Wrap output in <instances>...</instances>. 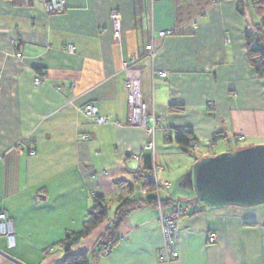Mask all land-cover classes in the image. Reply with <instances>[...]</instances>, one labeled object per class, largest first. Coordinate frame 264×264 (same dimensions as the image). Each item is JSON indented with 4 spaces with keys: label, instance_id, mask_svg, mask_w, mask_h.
<instances>
[{
    "label": "crops",
    "instance_id": "1",
    "mask_svg": "<svg viewBox=\"0 0 264 264\" xmlns=\"http://www.w3.org/2000/svg\"><path fill=\"white\" fill-rule=\"evenodd\" d=\"M66 5L49 15L42 0L20 6L0 0V212L15 229L13 249L0 235V264H60L61 241L81 231L95 197L112 202V219L117 199L128 193L124 182L135 183L133 196L140 198L136 173H149L143 156L151 140L158 183L169 184L160 193L170 200L165 214L195 197L198 160L264 145V78L250 62L246 40L247 32L264 33V0ZM163 32L172 34L161 38ZM150 42L153 59L144 55ZM68 46L76 52L67 53ZM133 57H140L149 124L153 116L160 121L152 139L127 125L123 66ZM42 74L46 79L35 85ZM90 105L109 123L86 116ZM184 130L196 138L190 153L174 139ZM159 216L156 206L131 209L107 257L98 249L105 225L72 252H86L89 264H168L159 257ZM178 231L177 260L170 264H264V205L210 210L191 202Z\"/></svg>",
    "mask_w": 264,
    "mask_h": 264
},
{
    "label": "trees",
    "instance_id": "2",
    "mask_svg": "<svg viewBox=\"0 0 264 264\" xmlns=\"http://www.w3.org/2000/svg\"><path fill=\"white\" fill-rule=\"evenodd\" d=\"M14 1L16 5L20 6L25 4L28 5L31 0ZM246 40L249 47L248 55L250 62L255 68L256 73L260 77L264 78V33L261 29H258V32L256 34L247 32ZM165 138L167 140H172V134L168 132V135L165 136ZM174 139L183 151L187 153L194 151L196 138L192 131H179ZM143 157L145 161V167L149 170L150 173L156 168L154 155L152 154V152H150L149 155H145ZM149 173H147V175L141 172L136 173V182L140 184L139 199H137V197L134 198L135 196H133L138 189L135 183L131 184L124 182V185L128 186V193L127 195L117 199L118 205L114 211L113 219L110 217L113 210L112 202L100 196L94 198L93 206L87 213V219L83 223L81 231L67 232L65 238L61 241V245L65 249L66 256L60 264H89L87 253H73L72 248L74 246L88 239L98 228L105 225L106 230L102 236V242L98 245V247L100 245H105L110 246L113 249L117 243V231L120 225L126 219L131 209H134L141 205H152L156 206L158 209H163V207L170 202V200L161 199L160 193L165 189H161V185L159 183V185L157 184V186L154 181L150 180L148 177ZM142 190H146L148 194L146 196L142 195ZM191 202L185 206H187L188 208ZM176 204L182 203H173V208ZM192 204L197 206L195 202H192Z\"/></svg>",
    "mask_w": 264,
    "mask_h": 264
},
{
    "label": "built area",
    "instance_id": "3",
    "mask_svg": "<svg viewBox=\"0 0 264 264\" xmlns=\"http://www.w3.org/2000/svg\"><path fill=\"white\" fill-rule=\"evenodd\" d=\"M218 3L219 2L217 1L215 4ZM42 4L49 15L60 14L64 12L67 7L66 0H42ZM114 19L116 23V31H118L119 28L117 17L115 16ZM171 34V32H163L160 36L161 38H164ZM65 51L67 53L74 54L76 52V48L74 46H68L65 48ZM144 55L151 57L152 59L155 57L156 49L153 42H150L148 45H146V47L144 48ZM139 60L140 57H133L128 64H125L123 66V69L127 75L126 89L128 91L129 105V118L127 125L143 129L147 133L148 137L152 139L160 121L158 118L153 116L151 124H149V115L141 94L140 71L136 68ZM159 75L163 79L167 77L166 73H160ZM45 79L46 75L42 74L35 79V85L40 86ZM210 106H213V104L210 103ZM83 112L86 116L92 118L98 125L109 123V120L107 118L101 117L99 115L98 108L95 106H87L83 110ZM164 135L167 136L168 132H165ZM241 137L242 140L245 139L244 136ZM83 139L87 140L88 137L84 136ZM154 150V143L151 140L146 145V151L152 152V154L154 155ZM30 154L34 155L35 151H30ZM160 171V169L155 168L148 174L149 179L154 181L156 185L158 184L157 175ZM167 187H169V184L167 183L161 185V189H165ZM141 194L146 196L148 192L146 190H142ZM159 212V223L163 236V245L159 253V257L166 263L170 264L177 260L175 246L180 236L178 231L179 222L181 218L188 212V208L185 205L176 204L172 211L167 214L163 213L161 208L159 209ZM0 235L8 240V245L11 249L15 247L14 221L5 211L0 212ZM209 242L211 244L216 243L215 235H210ZM98 248L99 250H101V254L105 257L109 256L113 251L110 246L101 245Z\"/></svg>",
    "mask_w": 264,
    "mask_h": 264
},
{
    "label": "water",
    "instance_id": "4",
    "mask_svg": "<svg viewBox=\"0 0 264 264\" xmlns=\"http://www.w3.org/2000/svg\"><path fill=\"white\" fill-rule=\"evenodd\" d=\"M192 181V202L210 210L263 206L264 145L202 158L193 167Z\"/></svg>",
    "mask_w": 264,
    "mask_h": 264
},
{
    "label": "rangeland",
    "instance_id": "5",
    "mask_svg": "<svg viewBox=\"0 0 264 264\" xmlns=\"http://www.w3.org/2000/svg\"><path fill=\"white\" fill-rule=\"evenodd\" d=\"M101 246V245H100Z\"/></svg>",
    "mask_w": 264,
    "mask_h": 264
}]
</instances>
